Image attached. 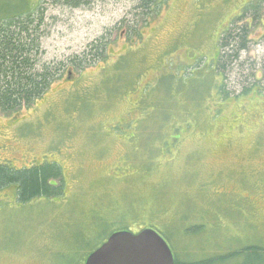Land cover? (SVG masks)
<instances>
[{"label":"rangeland","instance_id":"374dc122","mask_svg":"<svg viewBox=\"0 0 264 264\" xmlns=\"http://www.w3.org/2000/svg\"><path fill=\"white\" fill-rule=\"evenodd\" d=\"M27 1L43 5V63L111 43L105 62L67 63L33 104L0 110V166L62 168L59 197L0 189V264H85L114 232L153 227L176 264H264V9L236 23L247 49L214 73L255 0H164L141 42L122 26L134 0ZM3 3L6 17L24 6Z\"/></svg>","mask_w":264,"mask_h":264},{"label":"trees","instance_id":"16d2710c","mask_svg":"<svg viewBox=\"0 0 264 264\" xmlns=\"http://www.w3.org/2000/svg\"><path fill=\"white\" fill-rule=\"evenodd\" d=\"M134 1L136 7L131 13L133 20L128 18L123 20L122 26L128 31L127 37L133 36L141 42L142 36L138 29L141 24L148 26L151 22L150 19L161 13L165 1ZM94 2L95 0H45L46 4L67 9L91 8ZM17 5L23 6V9L10 14L9 17H6L9 14L5 10L6 4L0 8V110L6 113L19 109L24 102L26 106H30L35 100L44 96L52 82L61 77L60 74L67 63L80 67L101 61L105 62L107 48L111 43L109 38L101 40L92 46L88 53L71 58L63 66L62 64L43 63L39 45L42 36L41 29L45 25L42 2L36 6L35 10L32 9L36 7L29 6L27 0H18ZM263 9L264 0H255L240 16L235 18L232 23L233 27H236V23H241L249 18L259 20L262 17L260 13ZM30 11H35V15H32ZM249 28V25L239 29L235 28L233 34L231 30H228L226 35L221 38L220 53H218L220 58L214 73H219L221 68H227L233 64L234 60L237 62L240 52L247 49ZM226 58L227 60H225ZM221 60L224 67L220 65ZM46 166L49 168H44ZM61 177L62 168L56 163L24 171L11 170L6 165L0 166V187L16 184L18 186L17 201L22 204L43 198L40 197L41 195L47 198L59 197L61 189L56 187L53 181ZM254 263L246 261L243 264ZM177 264L180 263L177 262ZM193 264H201V262Z\"/></svg>","mask_w":264,"mask_h":264},{"label":"water","instance_id":"95a60500","mask_svg":"<svg viewBox=\"0 0 264 264\" xmlns=\"http://www.w3.org/2000/svg\"><path fill=\"white\" fill-rule=\"evenodd\" d=\"M86 264H176L167 242L153 229L114 233Z\"/></svg>","mask_w":264,"mask_h":264},{"label":"flooded vegetation","instance_id":"af4514ba","mask_svg":"<svg viewBox=\"0 0 264 264\" xmlns=\"http://www.w3.org/2000/svg\"><path fill=\"white\" fill-rule=\"evenodd\" d=\"M4 165H7V164H4ZM12 168H13V167H12ZM28 169H30V167L25 166V167H22V168H20V169L14 168L13 170H15V171H24V170H28ZM9 188L13 189V194H14V195L16 194V196H17V193H18V186H17L16 184H10V185H8V186L0 187V189H9Z\"/></svg>","mask_w":264,"mask_h":264}]
</instances>
